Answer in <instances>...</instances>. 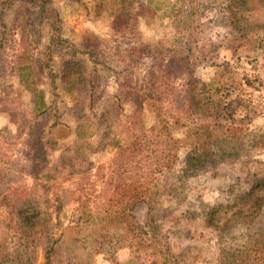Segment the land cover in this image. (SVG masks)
Listing matches in <instances>:
<instances>
[{
  "label": "rangeland",
  "instance_id": "1",
  "mask_svg": "<svg viewBox=\"0 0 264 264\" xmlns=\"http://www.w3.org/2000/svg\"><path fill=\"white\" fill-rule=\"evenodd\" d=\"M146 1L49 0L44 6L27 0L0 3V158L10 155L20 164L28 162L20 151L26 135L21 123L23 117L32 116L33 101L32 92L17 74V66L26 58L20 56L23 48L28 57L25 62L41 69L38 86L51 106L44 129L54 121L63 128L59 134L55 128L44 130L43 135L45 140L52 138L47 159L63 203L57 207L51 193L47 206L37 185L39 197H31L39 211L37 230L50 227L51 238L57 239L65 227L77 224L78 203L68 196L88 168L94 192L83 207L97 214V220L105 217L96 242L85 240L76 243L72 252L56 253L53 264H81L92 258L94 264H108L96 255L99 247L106 255L115 253L130 264H245L242 261L247 258L264 264V205L252 222L224 212L237 194L264 176V28H259L264 25V0H257L258 9L252 15L245 12L242 26L250 28L248 39L238 38L228 28V0H154L152 8L157 7V13L145 19L138 10ZM120 14L126 20L122 27L117 22ZM55 28L61 42L50 40ZM212 42L216 47L208 51ZM185 44L193 46L194 75L202 82L198 96L206 97L202 101L210 108L208 120L222 129L215 133L224 148L214 145L200 162L189 161L191 139L187 132L175 133L183 145L178 161L172 170L156 176L143 201L134 206L131 215L136 231L129 233L127 251L119 225L124 203L116 202L117 195L106 179L116 153L110 136L102 133L104 118L108 120L117 111L114 94L124 75L130 73L138 87L147 86L174 53L186 55ZM66 68L81 71L75 74L85 78L87 91H76V97L69 93L64 82ZM174 81L178 85L183 79L179 74ZM13 99L9 105L13 110L7 111L3 104ZM161 105L144 102L147 126L157 121ZM126 109L132 114L134 103L127 102ZM82 113L88 116L87 124L97 125L99 132L78 141L75 129ZM19 178L23 186L18 189L34 186V178L26 171ZM2 194L0 223L9 220L11 226H19L17 210L26 205L29 196L5 187ZM217 206H222L223 213L216 226L210 225L208 212ZM14 228L0 224V245L1 232H16ZM49 234L42 243L34 236L31 245L33 252L37 248V256L27 264H46ZM6 244L13 245L5 241L3 248Z\"/></svg>",
  "mask_w": 264,
  "mask_h": 264
},
{
  "label": "trees",
  "instance_id": "2",
  "mask_svg": "<svg viewBox=\"0 0 264 264\" xmlns=\"http://www.w3.org/2000/svg\"><path fill=\"white\" fill-rule=\"evenodd\" d=\"M9 1L0 0V3L7 4ZM27 1L44 6L49 0ZM153 1L147 0L146 3L142 4L138 10L141 17L146 19L156 15L157 7L152 8ZM257 6V0H228L226 2L225 8L230 21L228 28L236 32L238 38L246 37L248 39L250 36L248 34L250 28L247 30L242 26L243 20L246 17L245 12L250 14L252 11H256L258 9ZM117 22L121 27L125 24L126 20L123 14L118 15ZM255 26L254 24L253 28ZM259 28H264V25H260ZM56 31H58L57 28L53 31L50 40L55 41L58 38V42H61L62 39H59V34ZM23 32L25 33L24 30ZM188 45H186L187 47L183 46L185 51H187L186 55L180 56L181 54L174 53L173 57L166 64H163L162 68H159V73L155 74L153 80L147 86L138 87L130 73L124 75V78L119 81L117 91L114 94L117 111L108 120L104 118L105 128H103L102 133L104 136H110L112 147L116 153V156L110 161L111 163L108 164L109 169L106 179L109 180L108 185H112L117 195L116 202L124 203L121 208L122 218L119 220V225L124 230L122 241L124 240V249L127 251L129 246V241L127 242V240L131 238L129 233L136 231L132 222L133 216L131 215L134 206L139 201H143L149 185L156 179V176L159 174L164 175L172 170L178 161V151L183 145L180 144V138L175 133L178 131L187 132V139H191L190 145L193 147L192 152H190L191 155H189V161L200 162V158L206 157L212 152L214 145L218 149L224 148L220 138L218 139L215 133L216 131L220 133L223 131L221 128L219 130L214 128V125L208 120L211 114L210 108L202 101L206 97L199 98L198 96V93L201 94L199 90L202 82L194 75V67L197 64L194 62L196 57L191 58L193 56V46L188 47ZM209 45L212 48L208 51L216 47L214 42ZM20 52L21 58L24 59L25 56L26 58L23 61L21 60L17 66L18 78L26 89L32 92L33 101L32 116L29 118L23 117L21 123V129L26 132V135L21 140L22 147L20 151L25 155L28 162L20 164L10 155L7 157L4 155V157L0 158V200L4 199L2 194L4 187L5 189L10 188L12 193L17 192L20 195L29 196V200L26 201V205L23 208L17 210L20 220L19 226H11L9 220H2L4 222L0 223L7 228L15 227L14 231H16H9L8 233L6 230L5 233L1 232L3 244L0 245V249L5 248L6 250L4 249L3 254L0 256V264H27L26 261L29 258L34 259L37 256V248H34L36 252H33L32 248L34 246L31 245L35 244L34 236L40 237L38 239L42 243L44 242L42 241L43 236L51 231V228L47 226L42 230H37V227L40 226L36 223V221L40 220L37 215L39 211L32 204L33 200L31 199L34 194L39 197L38 191H36L38 189L37 185L41 186L42 191L40 192L45 197L47 206H50L49 195L51 193L58 202L57 207L63 203L61 199L62 193L57 194L55 190L57 185L52 182L54 175L51 173L47 159L49 153L47 152V146L52 142V138L45 140L43 136L44 132L50 130V128H55L58 134L63 131V128L58 121H54L47 128L48 130L44 129L51 106L46 101L44 91L38 86L41 69L31 61L25 62L28 59L25 49L22 48ZM190 59L193 62L190 63ZM70 70L66 68L64 82L67 84L66 89L69 93L76 97V91L80 93L87 91L86 80L80 74H75V72L81 73L80 70ZM179 74L183 82L175 85L174 80L179 77ZM171 77L173 80H170ZM90 86L94 88L93 85ZM90 94H93V91ZM13 101L14 99L4 103L3 107L7 111L13 110V108L9 107ZM92 102L93 96H90L89 107H92ZM127 102H133L135 105V110H133L132 114H127L128 110H125ZM144 102H152V104L156 102L158 105L162 103L159 118L151 126H147L143 118L142 108L144 107ZM81 116L82 118L75 129L78 141L86 140L99 132L97 125L87 124V115L82 113ZM120 124L121 127L119 129ZM40 161H44V164H41ZM189 161H186V164ZM25 171L34 178V186L27 190L25 189L26 187L18 189L19 186H23L19 183V175ZM89 171L90 168L79 176L75 189L71 190L68 196V200L71 199L78 203L76 207L77 224L65 227L60 238L52 239L49 234L51 245L45 251L46 264H53L51 258L56 253L74 251L75 244L78 242L88 240L93 243L97 240L100 225L102 221L104 222L105 217L97 220V214L92 211L88 212L83 207L94 192V183L89 177ZM103 176L104 173L100 172V177L102 178ZM12 184L18 185L15 186L16 188H12ZM263 205L264 176L257 178L248 190L237 194L233 201L225 206L224 212L231 211L232 214L240 217V219L252 222L261 211ZM221 207H213L208 212V224L216 226L219 217L223 213L220 211ZM32 230L34 232H31ZM84 231L85 234L83 233ZM5 241H11L13 245L6 244L3 248ZM26 242L29 244H26ZM100 249L99 247L96 250V255L106 260L108 264H130L127 259H118L115 253L106 255ZM256 252L257 250L254 254ZM93 261H95L93 258L91 260L87 259L82 261L81 264H94ZM242 262H245V264L258 263L256 259L249 260V258Z\"/></svg>",
  "mask_w": 264,
  "mask_h": 264
}]
</instances>
